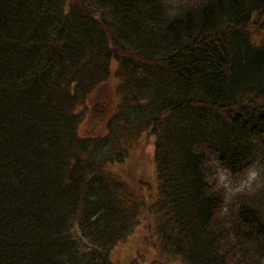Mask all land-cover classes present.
Returning a JSON list of instances; mask_svg holds the SVG:
<instances>
[{
	"label": "trees",
	"instance_id": "1",
	"mask_svg": "<svg viewBox=\"0 0 264 264\" xmlns=\"http://www.w3.org/2000/svg\"><path fill=\"white\" fill-rule=\"evenodd\" d=\"M254 28L264 0H0V264H264V197L219 170L264 154ZM115 59L124 101L81 134Z\"/></svg>",
	"mask_w": 264,
	"mask_h": 264
},
{
	"label": "rangeland",
	"instance_id": "2",
	"mask_svg": "<svg viewBox=\"0 0 264 264\" xmlns=\"http://www.w3.org/2000/svg\"><path fill=\"white\" fill-rule=\"evenodd\" d=\"M251 31L254 40H258L260 36L264 35L263 32H259L255 28ZM125 63L126 59H115L112 63V76L97 86L91 92L86 103L79 107V110L86 109V117L80 124L79 132L81 134H103L110 131L109 123L113 116L118 114L117 111L124 101V92L120 90L121 84L116 69H122ZM125 118L126 116L117 118V121L112 124L114 131L119 132L122 129L121 126ZM150 129L145 130V133H147L145 139H139L135 143L138 149L141 150L144 159L153 158L154 156L156 136L151 133ZM134 134L136 135V130ZM248 159L251 161L243 169L234 172L229 171L231 170L229 167L219 169L222 174L221 182L227 185L230 192H237L238 199H241L242 195L240 193L245 190H248L247 193L251 195L250 198L264 197V154L262 153L256 157L251 154ZM140 244H142L141 249L134 251L131 247H119L114 252V260L124 264L137 254L141 264H151L150 260L155 253L154 250L145 241L140 240ZM149 250L153 252L151 255L147 252ZM143 255L147 258L145 261H143ZM178 264H181V262L178 261Z\"/></svg>",
	"mask_w": 264,
	"mask_h": 264
}]
</instances>
